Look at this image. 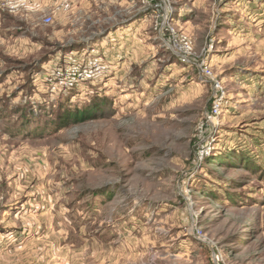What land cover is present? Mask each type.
<instances>
[{"label":"rangeland","instance_id":"obj_1","mask_svg":"<svg viewBox=\"0 0 264 264\" xmlns=\"http://www.w3.org/2000/svg\"><path fill=\"white\" fill-rule=\"evenodd\" d=\"M216 257L264 264V0H0V264Z\"/></svg>","mask_w":264,"mask_h":264},{"label":"built area","instance_id":"obj_2","mask_svg":"<svg viewBox=\"0 0 264 264\" xmlns=\"http://www.w3.org/2000/svg\"><path fill=\"white\" fill-rule=\"evenodd\" d=\"M46 21H49L50 18L46 17ZM99 62V63H98ZM101 60L93 58L92 60L88 61V64H81L80 61L78 62L79 65H77L76 69H72L73 73H71L73 76L74 75H79L80 76H95L97 74H101L105 70V66L100 64ZM79 66H82V70ZM89 68V69H87ZM76 73V74H75ZM220 261L218 257H216V260L213 261V264H220Z\"/></svg>","mask_w":264,"mask_h":264}]
</instances>
